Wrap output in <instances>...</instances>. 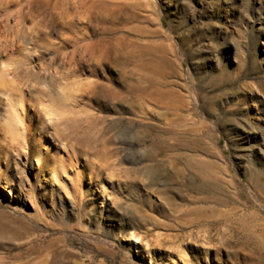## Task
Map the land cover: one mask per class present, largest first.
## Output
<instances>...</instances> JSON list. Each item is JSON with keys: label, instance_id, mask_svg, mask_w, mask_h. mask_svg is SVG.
Returning a JSON list of instances; mask_svg holds the SVG:
<instances>
[{"label": "rangeland", "instance_id": "374dc122", "mask_svg": "<svg viewBox=\"0 0 264 264\" xmlns=\"http://www.w3.org/2000/svg\"><path fill=\"white\" fill-rule=\"evenodd\" d=\"M0 264H264V0H0Z\"/></svg>", "mask_w": 264, "mask_h": 264}, {"label": "bare ground", "instance_id": "6f19581e", "mask_svg": "<svg viewBox=\"0 0 264 264\" xmlns=\"http://www.w3.org/2000/svg\"><path fill=\"white\" fill-rule=\"evenodd\" d=\"M5 80V76L0 72V93L6 94L8 91V85Z\"/></svg>", "mask_w": 264, "mask_h": 264}]
</instances>
